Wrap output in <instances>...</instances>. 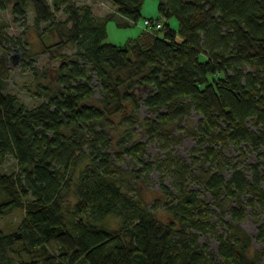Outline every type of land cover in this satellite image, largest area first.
<instances>
[{
	"label": "trees",
	"instance_id": "16d2710c",
	"mask_svg": "<svg viewBox=\"0 0 264 264\" xmlns=\"http://www.w3.org/2000/svg\"><path fill=\"white\" fill-rule=\"evenodd\" d=\"M104 1L112 9L98 16L76 0H0V10L10 8L16 22L34 7L43 53L60 62L37 68L36 54L23 47L35 81L25 88L43 101L28 106L0 90V264H259L262 251L250 254L252 236L239 222L246 202L264 211V0H160L159 15L149 19L162 26L152 24L123 45L106 41L107 24L116 14L127 19L121 26L136 23L144 0ZM60 11L67 17L57 18ZM43 22L49 25L40 29ZM17 43L22 38L8 36L0 24L1 81L7 44ZM66 48L75 52L67 55ZM95 78L104 106L90 102ZM140 87L150 88L144 98L136 96ZM140 101L154 113L140 124L147 141L165 152L158 161L143 159L146 142L125 140L114 157L109 152L107 128L115 125L109 114L122 113L124 124L133 125ZM192 111L200 118L184 127ZM185 135L196 138L199 174L172 151ZM242 144L256 154L249 177L231 162L235 157L223 155L228 145L241 150ZM125 155L141 168L121 166ZM154 169L162 198L153 207L171 215L168 223L131 183ZM192 180L211 192L222 215L224 200L236 199L233 222L220 217L226 230L217 235V252L191 231L215 225ZM15 211L23 213L21 221L4 229L1 221ZM255 238L264 240V222Z\"/></svg>",
	"mask_w": 264,
	"mask_h": 264
},
{
	"label": "rangeland",
	"instance_id": "374dc122",
	"mask_svg": "<svg viewBox=\"0 0 264 264\" xmlns=\"http://www.w3.org/2000/svg\"><path fill=\"white\" fill-rule=\"evenodd\" d=\"M76 1L77 3H82V1L80 0ZM87 1L96 3L95 0ZM159 1L160 0H144L141 9L142 17L136 23H132L129 26H121L119 23L123 21L125 22L127 21V19L120 14H116V16L109 20L107 24L108 36L106 38V41L123 45L130 38L137 36L143 29L146 28L144 24L146 18H156L159 15ZM99 3L103 7L102 13L111 11V3L107 4L106 1L105 4H102L101 1L98 2V4ZM98 14L100 13L98 12ZM34 16L35 11L32 5L28 7V16L22 23L14 21L10 8L5 11L0 10V24L4 27L5 33L10 37L22 38L21 44H7L8 50L6 54V67L8 68V74L4 78V80L1 81L0 79V90L17 94L21 101L28 106L36 105L43 101V99L30 95L25 88L26 84L35 81L33 80L32 70L24 67V63L27 64L30 59L26 58V56L23 54V47H27L31 53L36 54L33 58H31V60L35 62L34 66H36L37 68L44 69L45 67L48 68L60 63L59 60H50L49 55L43 53V44L41 41L40 33L34 25ZM56 17L64 19L67 17V15L63 11H60L57 12ZM169 22L174 28H178L179 22L176 17L169 18ZM48 25V22H43L40 25V29H45ZM2 52L3 51L0 49V57L2 55ZM63 52L67 55H71L75 52V50L73 48H66ZM94 91L95 95L90 102L96 105L104 106V103L101 101L103 90L97 78L94 79ZM149 91L150 88L148 87L137 88L136 96H141L142 98H144ZM134 114L138 116V119H136L134 124L130 126L124 124V122L122 121V113L109 114V117L115 121V125L107 128L112 140V144L109 149L110 154L112 155V157H114L117 151L122 150V145H124L123 143L125 140L129 143L133 141H139L146 142V153L143 156V159L145 161L160 160L165 152L160 149L156 142L147 141L148 136L143 131V128L140 124V121L144 120L145 118L152 117L154 113L150 109H148L142 101H140L139 107L137 111L134 112ZM199 118L200 115L195 111H192L190 115L186 116L185 120L182 122V125L187 128L190 126H194L196 125ZM248 125L251 126L250 123H248ZM176 132L177 134L179 133L178 130ZM196 144L197 143L195 137L185 135L183 137V140L173 147L172 151L177 155L184 156L191 164V167L194 170L195 174H199L198 166L201 164V162H198L197 164L195 163V158H198V153L194 150ZM240 151L244 153V157L239 156ZM223 155L228 158L235 157V159L231 162L237 163V166L244 170L248 177L250 176L249 171L247 170V166L248 164L254 162L256 154L250 149L247 144H242L241 150L234 148L232 145H228L223 149ZM120 164L128 170H138L142 166V164L131 155H125L124 160ZM221 172L223 173L224 178L228 180L231 175V167L229 165H225L223 166ZM130 179L132 185H134L136 189L143 195L145 201L149 204V207L152 210L156 208L154 211L157 218L166 223L170 222L171 215L167 211H165L162 207L158 209V206L155 208L153 207L155 202H157V199L162 198V192L159 184V172L154 169L148 175V177H146L143 173L139 178L130 177ZM166 184L172 188V179L169 177L166 178ZM262 187L264 188V182H262ZM190 188L197 191L200 198L205 199L206 202L210 205L211 209L213 210L211 220L213 223H215L214 227H212V229L208 231L195 229H192L191 231L197 232L201 244H206L210 250L217 252L219 244L217 235L218 233H223L226 230V226H224L220 222V217L222 214L214 203L211 192L204 185H202L197 180H192L190 182ZM248 197V194H243L241 196V199L246 202ZM245 205V215L240 220L239 225L247 234L252 236L250 254L254 250L262 251L261 261L259 264H264V240H258L255 238L258 226L264 222V211L261 210L257 203L253 205L249 202H246ZM234 206H236V199L234 197H228L224 200V212L222 215L223 220L227 222H233L229 211ZM22 214L23 213L21 211H15L1 221V226L7 230L16 228V226L21 221ZM110 222L111 225H117V221L113 218L110 219ZM217 262L221 263V258H217Z\"/></svg>",
	"mask_w": 264,
	"mask_h": 264
},
{
	"label": "crops",
	"instance_id": "0c3cea01",
	"mask_svg": "<svg viewBox=\"0 0 264 264\" xmlns=\"http://www.w3.org/2000/svg\"><path fill=\"white\" fill-rule=\"evenodd\" d=\"M80 1H82V3H88V4H91L92 6H93V10H94V12L98 15V16H101V15H104L105 13H102L103 11V7H102V5L99 3L98 4V2H102V4H105V1L104 0H95L96 1V3H92V2H88L87 0H80ZM81 4V3H80ZM99 6V7H98ZM98 9V10H97ZM98 12L100 13V14H98ZM102 13V14H101Z\"/></svg>",
	"mask_w": 264,
	"mask_h": 264
},
{
	"label": "built area",
	"instance_id": "2783aa9c",
	"mask_svg": "<svg viewBox=\"0 0 264 264\" xmlns=\"http://www.w3.org/2000/svg\"><path fill=\"white\" fill-rule=\"evenodd\" d=\"M146 28L150 27L152 24H154L156 27H161L162 26V22L159 21V20H150L149 18H146L145 19V22H144Z\"/></svg>",
	"mask_w": 264,
	"mask_h": 264
}]
</instances>
